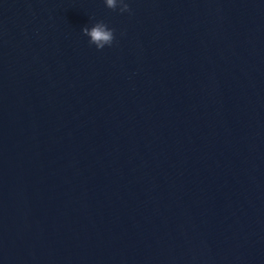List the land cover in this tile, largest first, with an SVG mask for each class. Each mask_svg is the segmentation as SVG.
<instances>
[{"label": "water", "instance_id": "water-1", "mask_svg": "<svg viewBox=\"0 0 264 264\" xmlns=\"http://www.w3.org/2000/svg\"><path fill=\"white\" fill-rule=\"evenodd\" d=\"M125 2L0 0V264H264V0Z\"/></svg>", "mask_w": 264, "mask_h": 264}, {"label": "clouds", "instance_id": "clouds-1", "mask_svg": "<svg viewBox=\"0 0 264 264\" xmlns=\"http://www.w3.org/2000/svg\"><path fill=\"white\" fill-rule=\"evenodd\" d=\"M106 6L110 9L116 10L119 7V11L131 12L130 5L125 0H105ZM83 33L90 37L89 43L94 44L98 50L104 49V47L111 46L115 40V29L109 28L106 23L99 21L95 23L91 28L84 26Z\"/></svg>", "mask_w": 264, "mask_h": 264}]
</instances>
